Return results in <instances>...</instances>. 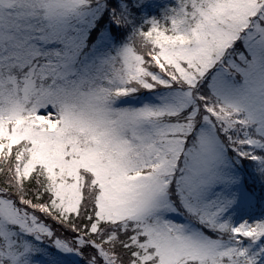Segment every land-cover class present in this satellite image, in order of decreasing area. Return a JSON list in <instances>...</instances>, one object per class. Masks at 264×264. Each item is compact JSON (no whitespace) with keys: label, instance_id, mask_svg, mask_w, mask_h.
I'll list each match as a JSON object with an SVG mask.
<instances>
[{"label":"snow or ice","instance_id":"6c2138e0","mask_svg":"<svg viewBox=\"0 0 264 264\" xmlns=\"http://www.w3.org/2000/svg\"><path fill=\"white\" fill-rule=\"evenodd\" d=\"M0 264H264V0H0Z\"/></svg>","mask_w":264,"mask_h":264}]
</instances>
